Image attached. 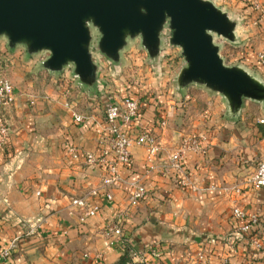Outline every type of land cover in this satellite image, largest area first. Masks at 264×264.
Wrapping results in <instances>:
<instances>
[{
    "label": "crops",
    "instance_id": "crops-1",
    "mask_svg": "<svg viewBox=\"0 0 264 264\" xmlns=\"http://www.w3.org/2000/svg\"><path fill=\"white\" fill-rule=\"evenodd\" d=\"M259 3L264 7V0ZM214 4L236 22L234 39L252 27L254 32L245 36L253 43L246 42L236 66L264 85V66L258 60L264 49V12L258 10L259 15L256 8L251 12L241 4L238 8L234 3L228 8ZM0 51L12 58L13 80V62L19 65L27 55L10 53L6 47ZM72 72V77L66 72L68 81L74 80L75 69ZM14 81L16 99L5 109L10 135L0 147V247L13 242L15 247L0 264H200L201 251L207 253L209 264H264V251L255 261L249 242L232 237V209L241 206L260 215L264 242V188L249 183L264 158V100L245 98L238 111L216 105L204 127L190 129L189 115L181 113L187 104L176 94L151 97L142 103L140 125L155 122L159 153L150 163L145 146L132 147L131 163L120 168V179L111 187L113 200L106 201L103 190L92 194L102 187L105 172L86 159L87 152L99 151L109 142L99 96L84 92L68 100L64 85L60 95L40 97L21 87L17 78ZM77 113L86 120L77 122ZM195 134L200 150L187 154L191 185L183 189L164 168L183 138ZM135 181L146 185L148 196L130 207ZM80 197L100 202L102 211L81 221V209L72 205ZM121 216L128 241L123 247L110 245L105 234L106 226ZM152 249L159 256L152 255Z\"/></svg>",
    "mask_w": 264,
    "mask_h": 264
},
{
    "label": "water",
    "instance_id": "water-1",
    "mask_svg": "<svg viewBox=\"0 0 264 264\" xmlns=\"http://www.w3.org/2000/svg\"><path fill=\"white\" fill-rule=\"evenodd\" d=\"M169 20L172 43L183 48L188 66L180 84L199 82L223 93L232 111L245 98L264 100V85L239 66H228L213 34L235 37L236 22L212 0H0V35L30 52L47 50L45 66L61 71L73 63L83 83L96 78L90 50L93 24L101 33L100 50L112 60L129 37L141 35L151 51Z\"/></svg>",
    "mask_w": 264,
    "mask_h": 264
},
{
    "label": "rangeland",
    "instance_id": "rangeland-1",
    "mask_svg": "<svg viewBox=\"0 0 264 264\" xmlns=\"http://www.w3.org/2000/svg\"><path fill=\"white\" fill-rule=\"evenodd\" d=\"M212 1L222 8H228L232 3L238 8L241 4L243 5L242 8L246 10L249 8L248 11L251 12L256 10L253 2H259V0ZM249 2L250 5H247ZM256 11L259 14V11ZM239 21L241 26H247V24L244 25V19H239ZM90 29L92 34L90 50L98 69L93 83H83L79 77H74V80L68 81L70 78L65 75L66 72L70 74V77L74 75L72 72L75 69L73 63L66 65L61 71H53L45 66V61L50 56L49 51L42 50L32 53L26 44L13 45L5 35H0V47H6L13 54L18 52L23 55L24 53L27 58L19 61V65L13 62L12 80V58L6 53L0 54V77H9L15 86L14 78H17L19 85H22L21 87L26 88L27 86L32 91L31 93L40 97L47 94L60 95L64 85H67L68 88L66 90L68 100L76 99L78 96L75 95L84 92L96 94L99 96L98 103L102 110H105L104 104L109 96H113L114 100H119L127 94L140 99L141 103H148L151 97L161 96L164 93L165 96L176 94L179 102L184 101L183 103L187 104V106L181 105V113L185 116L189 115L188 127L190 129H194L195 125L198 124L204 127L206 121L209 120V113L214 112L216 105H224L226 109H231L228 99L223 93L199 82L179 83L183 70L188 66V61L182 46L171 41L173 30L169 26V20L160 33L159 46L153 51L145 46L141 35L129 37L126 46L119 53L118 60L108 58L100 50L101 33L99 29L93 24L90 25ZM250 32H254L252 27H247L244 32L241 30L239 38L233 40L219 34H213L214 43L220 47L221 56L226 65H237L240 53L243 47H246V42L253 43L248 40L250 36H245ZM254 41L257 46L261 44L260 40L255 39ZM17 57H13V60ZM103 59H105L104 63L101 62ZM28 67L31 70H27ZM66 81L67 83H65ZM80 103H84V107H87V101Z\"/></svg>",
    "mask_w": 264,
    "mask_h": 264
},
{
    "label": "built area",
    "instance_id": "built-area-1",
    "mask_svg": "<svg viewBox=\"0 0 264 264\" xmlns=\"http://www.w3.org/2000/svg\"><path fill=\"white\" fill-rule=\"evenodd\" d=\"M254 7L260 12H264V7L254 1ZM258 60L264 66V49L259 53ZM75 77H78L75 75ZM16 99L15 86L9 77H0V147H4L9 139L10 127L5 117V109L14 104ZM106 122L104 131L107 132L108 144L99 151H90L86 154L89 165L100 166L105 174L102 177V187L94 189L92 194L98 196L100 190L104 191L106 201L113 200L111 187L120 179V168L129 165L132 160V147L145 146L148 152V161L151 163L159 153V139L154 133L153 125H140L142 119V103L140 99L130 95L121 97L119 100H109L105 105ZM77 122H84L86 116L75 114ZM139 120V122H138ZM136 123H139L136 124ZM264 124V119L261 120ZM139 127V128H138ZM199 136L189 135L183 138L180 146L171 154L170 161L165 165L164 173L177 177L179 186L183 189L191 185L190 175L185 167V160L190 151H198ZM76 153V149L69 150ZM151 169H147V173ZM252 187L264 188V158L260 159L249 178ZM148 196V189L141 181L132 183V191L129 197L130 207H136ZM72 205L81 209L80 220L85 221L89 217H95L102 211L100 202L89 203L85 197L75 198ZM232 217L235 220V229L232 237L239 241H248L252 253L262 254L264 251V242L260 237L261 217L258 213H249L241 206H235L232 209ZM256 229L255 232L250 233ZM105 234L109 239V244L113 246H125L127 236L123 227V216L116 221L109 223L105 228ZM15 247L13 242L9 247H0V263L10 256V250ZM152 255L159 256L157 249H152ZM251 253V256H252ZM207 253L201 251L198 253V262L200 264H209ZM227 264V263H226Z\"/></svg>",
    "mask_w": 264,
    "mask_h": 264
},
{
    "label": "trees",
    "instance_id": "trees-1",
    "mask_svg": "<svg viewBox=\"0 0 264 264\" xmlns=\"http://www.w3.org/2000/svg\"><path fill=\"white\" fill-rule=\"evenodd\" d=\"M251 4H252V3H251ZM247 5H250V2L247 3ZM252 5H253V4H252ZM254 9H255V7H254ZM142 117H143V114H142ZM153 121H154V120H153ZM149 124L154 126L155 122H153L152 124H151V123H149ZM255 230H256V229H253V231L250 233V235H252V234L255 232ZM262 258H263L262 254H259V253H252V259L255 260V261H259V260L262 259Z\"/></svg>",
    "mask_w": 264,
    "mask_h": 264
}]
</instances>
